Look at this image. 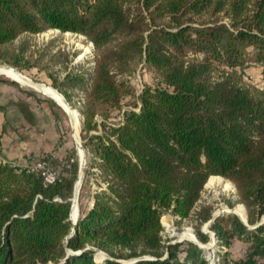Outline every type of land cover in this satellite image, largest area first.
<instances>
[{"label":"trees","instance_id":"16d2710c","mask_svg":"<svg viewBox=\"0 0 264 264\" xmlns=\"http://www.w3.org/2000/svg\"><path fill=\"white\" fill-rule=\"evenodd\" d=\"M48 31L94 47L89 67L63 54L62 77L47 74L81 115L97 188L66 240L74 179L55 173L46 183L0 161V264H209L197 244L165 243L160 219L192 218L207 245L200 227L212 208L199 202L210 178L233 185L228 207L243 206L248 227L261 220L264 94L242 80L264 70V0H0V48ZM22 49L9 65L23 69ZM141 62L158 83L135 96L122 77ZM129 97L137 102L123 111ZM248 227L235 216L213 220L222 249L213 264H264V225ZM236 242L245 244L239 258L230 253Z\"/></svg>","mask_w":264,"mask_h":264},{"label":"rangeland","instance_id":"374dc122","mask_svg":"<svg viewBox=\"0 0 264 264\" xmlns=\"http://www.w3.org/2000/svg\"><path fill=\"white\" fill-rule=\"evenodd\" d=\"M20 48H23V52L19 64L23 69L13 67L7 63L11 57L20 52ZM63 54L67 55L72 61L71 66L86 64L85 66L89 67L94 58L95 51L93 45L88 42L87 39L71 33L61 34L58 31H48L39 35H24L13 43L0 48V56L2 57V59L0 58V69L14 73L34 85L43 86L52 95L57 96L63 102L59 91L51 87L47 74H54L57 79L62 77L66 65L62 62ZM26 65L30 66V68H25ZM134 69L133 75L128 74L122 78L130 82L133 89L136 91L135 96L139 94V90L143 86H154L158 83L157 75L144 62L136 63ZM242 81L245 87L253 94H264V70L262 66L248 69ZM0 83L14 85L23 95L30 97L35 104L37 103V106L34 104V107L38 113L43 112L40 107L41 104L45 107H49L53 115V126L60 138V142L48 152L51 154L52 160L45 162L47 163L49 172L65 174L69 179H74L70 202L72 205V221H75L78 216V211L80 212V208H87L90 205V196L97 188V185L92 180V176L90 174L87 175L88 158L82 148L80 113L77 109L70 110L67 105H65V107L60 106L51 97L41 92L22 86L19 79L12 77L10 74H1ZM125 102L128 104L124 105L122 110L129 111L137 101L134 97H129ZM22 109L28 111V106L24 105ZM30 114H27L28 120L32 122L33 118ZM116 121L117 118H115L114 123H116ZM3 131L4 129L1 126L0 143L2 141ZM93 133L94 132L91 134ZM79 143L85 155L84 165L80 174L79 163L83 162V156L81 149L77 146ZM31 161L29 165L40 160ZM19 167L23 166L21 165ZM236 200L237 197L233 185L221 179L219 183L204 187L199 203L204 206L209 205L212 208V216L217 215V217H220L223 215H230L243 221L234 212L238 205L232 209L233 211L230 214L222 213L223 211L228 212L231 210L228 204H235ZM261 220L264 222V216ZM160 221L163 227L162 237L165 243L175 244L196 241V243L202 247L204 256L209 260V264H213L214 260L215 262L219 260L218 255L220 252L222 253V249L218 245L214 234L210 230H207L205 225H202L200 230L203 232L209 231V234H207L209 238L207 245L197 240L195 229L196 222L192 218L180 220L170 212H164ZM262 225H264V223ZM244 251L245 244L236 242L231 247L230 253L232 257L239 258L244 255ZM96 253L98 254L101 252L96 251ZM102 255L103 259L108 257L106 254L102 253Z\"/></svg>","mask_w":264,"mask_h":264},{"label":"crops","instance_id":"0c3cea01","mask_svg":"<svg viewBox=\"0 0 264 264\" xmlns=\"http://www.w3.org/2000/svg\"><path fill=\"white\" fill-rule=\"evenodd\" d=\"M28 106V111L22 109ZM23 95L14 85L0 83V129H4L0 143V160L17 166L29 165L59 144L49 107L40 105ZM37 106V103L35 104ZM32 116V122L28 115Z\"/></svg>","mask_w":264,"mask_h":264},{"label":"bare ground","instance_id":"6f19581e","mask_svg":"<svg viewBox=\"0 0 264 264\" xmlns=\"http://www.w3.org/2000/svg\"><path fill=\"white\" fill-rule=\"evenodd\" d=\"M1 74H10L12 77H15V78L19 79V82L21 83L22 86H24V87H29V88H31V89H34V90H36V91H38V92H41V93H43V94H45V95L51 97V98H52L54 101H56L60 106L65 107V105H66V104H65V101H64V98H63L62 96H61V97H62V99H63L64 104H63V102H62L61 99H59L57 96L52 95V94H51L46 88H44L43 86H40V85H34V84H32L31 82H29V81L23 79L22 77L17 76V75H15L14 73H11V72H8V71H4L3 69H0V75H1ZM82 163H83V162H81V164H82ZM81 171H82V170H81ZM220 181H221L220 178H210V179L208 180L206 186H210V185H213V184H215V183H219ZM78 186H79V183H78ZM75 197H76V195H75ZM75 210H76V209H75ZM71 212H72V209H71ZM234 212H235V213L237 214V216H238L239 218H241L243 221L245 220V218H246V212H245L243 206H238V207H236ZM70 217H71V220H72V219H73V218H72L73 216H70Z\"/></svg>","mask_w":264,"mask_h":264},{"label":"water","instance_id":"95a60500","mask_svg":"<svg viewBox=\"0 0 264 264\" xmlns=\"http://www.w3.org/2000/svg\"><path fill=\"white\" fill-rule=\"evenodd\" d=\"M11 81H13V80H11ZM13 82H15V81H13ZM64 101H65V104L68 106V108L70 109V110H72V108L68 105V103L66 102V100L64 99ZM77 145V144H76ZM80 149H81V151H82V156H83V163L81 164V163H79V174H80V172H81V170H82V167H83V165H84V157H85V155H84V152H83V150H82V148H81V145H80V143L77 145ZM205 187V186H204ZM71 209H72V205H71ZM71 209H70V212H71ZM233 210L231 209V210H229L228 212H226V211H223L222 213L223 214H230L231 212H232ZM78 216H79V211H78ZM78 216H77V218L75 219V221H72L71 220V217H70V214H69V221L73 224V228H72V230H71V232H70V234L66 237V240L67 239H69L73 234H74V232H75V225H76V222H77V219H78ZM217 217V215H213L212 216V219L205 225L206 226V229L207 230H209V228H210V226H211V224H212V222H213V220L215 219ZM240 220V219H239ZM241 221V220H240ZM245 226H247L248 227V221H247V213H246V220L245 221H241ZM264 222L262 221V220H260L255 226H253V227H248V229L249 230H252V229H254V228H257L259 225H262ZM206 234H209V231L208 232H205ZM192 243H194V244H197L196 243V241H191ZM198 245V244H197ZM200 248H202L200 245H198Z\"/></svg>","mask_w":264,"mask_h":264},{"label":"built area","instance_id":"2783aa9c","mask_svg":"<svg viewBox=\"0 0 264 264\" xmlns=\"http://www.w3.org/2000/svg\"><path fill=\"white\" fill-rule=\"evenodd\" d=\"M1 162L5 163L3 161H1ZM12 166L19 167L16 165H12ZM19 168L25 169L29 173L40 174L44 178V181L46 183H51L56 178L55 173L48 171V169H47L48 166H47V163L45 161H37L34 164L19 167Z\"/></svg>","mask_w":264,"mask_h":264}]
</instances>
